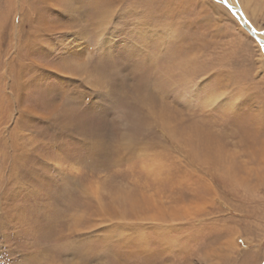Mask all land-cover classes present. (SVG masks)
<instances>
[{
	"label": "rangeland",
	"instance_id": "rangeland-1",
	"mask_svg": "<svg viewBox=\"0 0 264 264\" xmlns=\"http://www.w3.org/2000/svg\"><path fill=\"white\" fill-rule=\"evenodd\" d=\"M262 73L221 0H0V264H264Z\"/></svg>",
	"mask_w": 264,
	"mask_h": 264
},
{
	"label": "snow or ice",
	"instance_id": "snow-or-ice-1",
	"mask_svg": "<svg viewBox=\"0 0 264 264\" xmlns=\"http://www.w3.org/2000/svg\"><path fill=\"white\" fill-rule=\"evenodd\" d=\"M88 2L90 4H96L98 3V0H88ZM223 2L225 4H227V0H223ZM234 15L236 14L235 12L233 13ZM264 74V73H262ZM207 77V76H206ZM206 77H204L203 79H205ZM189 86V85H188ZM225 95L224 94H220L218 91L215 92V94L209 95L201 104L202 106H208L213 108L214 105L221 99L223 98ZM39 255V254H36Z\"/></svg>",
	"mask_w": 264,
	"mask_h": 264
},
{
	"label": "water",
	"instance_id": "water-1",
	"mask_svg": "<svg viewBox=\"0 0 264 264\" xmlns=\"http://www.w3.org/2000/svg\"><path fill=\"white\" fill-rule=\"evenodd\" d=\"M221 1H222V3H224L223 0H221ZM224 4H225V3H224ZM225 6H226L227 8H229V10H230L232 13H234V12L236 13V14H235V17L237 18V20L239 21V23H240L243 27H245L244 22L249 23L239 8H235V9H234V8H232L228 3L225 4ZM240 17H241V20H240ZM245 28H246V27H245ZM250 35L253 36L258 42H262L261 39L257 37L256 32H255L254 29L251 30Z\"/></svg>",
	"mask_w": 264,
	"mask_h": 264
},
{
	"label": "bare ground",
	"instance_id": "bare-ground-1",
	"mask_svg": "<svg viewBox=\"0 0 264 264\" xmlns=\"http://www.w3.org/2000/svg\"><path fill=\"white\" fill-rule=\"evenodd\" d=\"M227 3L232 7V8H234V4L233 3H231L230 2V0H227ZM234 5V6H233ZM236 8H238L237 6H235ZM235 9V8H234ZM244 15V14H243ZM240 20H241V17H240ZM248 21V20H247ZM244 24H245V30H247L249 33L251 32V30L253 29L250 25H249V23H246V22H244ZM256 32V31H255ZM257 35V34H256ZM258 37V36H257ZM258 38H260L261 39V41L262 42H260L261 44H264V40L261 38V37H258Z\"/></svg>",
	"mask_w": 264,
	"mask_h": 264
}]
</instances>
